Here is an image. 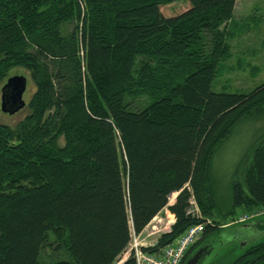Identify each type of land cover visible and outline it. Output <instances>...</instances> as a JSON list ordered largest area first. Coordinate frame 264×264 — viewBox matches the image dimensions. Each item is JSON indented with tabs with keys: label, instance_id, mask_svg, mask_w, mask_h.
<instances>
[{
	"label": "trees",
	"instance_id": "16d2710c",
	"mask_svg": "<svg viewBox=\"0 0 264 264\" xmlns=\"http://www.w3.org/2000/svg\"><path fill=\"white\" fill-rule=\"evenodd\" d=\"M177 1L0 0V84L13 68L35 83L24 119L0 123V264H116L165 208L172 230L145 249L210 220L184 263L221 236L214 154L264 114V82L213 90L237 0H188L166 16L161 7ZM141 94L154 100L131 109ZM244 163L232 213L264 207V135ZM227 257L218 247L206 264H264V239Z\"/></svg>",
	"mask_w": 264,
	"mask_h": 264
},
{
	"label": "rangeland",
	"instance_id": "374dc122",
	"mask_svg": "<svg viewBox=\"0 0 264 264\" xmlns=\"http://www.w3.org/2000/svg\"><path fill=\"white\" fill-rule=\"evenodd\" d=\"M189 8L190 3L188 0L177 1L161 7L166 16L180 14ZM229 25L231 35L228 42L231 54L222 64L220 72L213 82V90L218 92L248 93L264 82V0H237L234 17ZM74 27L75 23H72L67 30H71ZM15 74H24L28 77V85L24 93V99L28 102L33 95L35 83L32 81L29 71L24 68H13L9 72L8 77ZM6 81L4 80L0 84V105L2 86ZM153 100L154 95L141 94L138 97L130 98L129 101L131 109L138 110ZM29 112L28 106L14 114H8L0 109V123L15 127ZM262 135H264V114L243 119L236 125L232 134L218 147L214 154L212 168L215 177L214 183L217 187V200L223 204L224 209H227V213L225 210H221L223 214L216 219L219 221L217 225L223 224L224 229L257 218L264 220V207L254 209L241 207L237 208L235 213H232L233 208L230 202L232 184L236 180H244V172L247 167L244 162L249 154L251 155ZM248 161L249 159L247 163ZM175 200L176 195L173 194L170 197L169 204L174 203ZM192 210L197 214L200 213L196 204ZM174 216L168 208H165L149 225H167L168 220H175ZM251 231L253 237H250V242L252 241V243L249 244L264 239V231L255 229ZM49 234L50 241L54 242V246H56V241L58 240L56 233L52 230ZM146 234L147 232L143 231L139 239L143 242H149L155 237H147ZM225 236L226 234L222 233L223 240L226 239ZM226 242L228 244L222 250L223 254L229 256L227 259L236 257L247 247L243 246L246 240L243 243L228 242L227 240ZM131 244L116 264L120 263L126 255L131 253ZM54 246H49L45 250L44 253H46L47 257L53 255ZM43 257L45 258V255Z\"/></svg>",
	"mask_w": 264,
	"mask_h": 264
},
{
	"label": "water",
	"instance_id": "95a60500",
	"mask_svg": "<svg viewBox=\"0 0 264 264\" xmlns=\"http://www.w3.org/2000/svg\"><path fill=\"white\" fill-rule=\"evenodd\" d=\"M28 77L24 74H15L8 77L7 81L2 86L1 95V110L8 114H14L26 107L27 101L24 99V93L27 89ZM264 231V220L253 219L244 223L229 226L225 228L220 234L209 238L200 244L193 252L187 257L183 264H206V262L214 255L219 247V251L224 249L228 242H244L243 246H247L253 237L251 230ZM222 233L226 234L222 239ZM252 235V236H251ZM220 239V240H219ZM219 241V245L217 244ZM242 246V245H241ZM223 251V250H222Z\"/></svg>",
	"mask_w": 264,
	"mask_h": 264
},
{
	"label": "built area",
	"instance_id": "2783aa9c",
	"mask_svg": "<svg viewBox=\"0 0 264 264\" xmlns=\"http://www.w3.org/2000/svg\"><path fill=\"white\" fill-rule=\"evenodd\" d=\"M207 222L190 226L183 234L178 236L172 243L160 249L151 251L145 248L157 245L162 234L172 230L174 220H168L167 225H148L144 231L147 237H154L149 242H143L140 235L132 233V244L130 254H133L135 264H182L191 246L199 241L204 233ZM126 255L120 263L122 264L130 256Z\"/></svg>",
	"mask_w": 264,
	"mask_h": 264
},
{
	"label": "bare ground",
	"instance_id": "6f19581e",
	"mask_svg": "<svg viewBox=\"0 0 264 264\" xmlns=\"http://www.w3.org/2000/svg\"><path fill=\"white\" fill-rule=\"evenodd\" d=\"M177 194H178V193H175L176 196H177ZM174 217H175V216H174ZM175 220H176V218H175ZM175 220H174V222H175ZM173 224H174V223H173ZM173 224H172V225H173ZM122 264H123V263H122Z\"/></svg>",
	"mask_w": 264,
	"mask_h": 264
}]
</instances>
